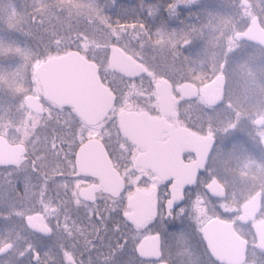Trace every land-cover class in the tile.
<instances>
[{"label": "flooded vegetation", "instance_id": "1", "mask_svg": "<svg viewBox=\"0 0 264 264\" xmlns=\"http://www.w3.org/2000/svg\"><path fill=\"white\" fill-rule=\"evenodd\" d=\"M173 1L126 2L149 47L109 43L105 62L78 50L112 96L98 120L55 103L40 85L38 64L70 48L37 61L34 77L21 66L31 57L20 58L18 87L0 80V264H264V46L235 37L253 17L264 30V0L245 27L226 25L207 45L198 40L199 10ZM159 30L171 32L170 49L152 44ZM110 45L143 71L112 69ZM236 74L240 82L227 87ZM217 78L219 92L207 88ZM69 125L76 143L61 145ZM58 152L71 153L70 165ZM170 211L184 213L172 233L160 223Z\"/></svg>", "mask_w": 264, "mask_h": 264}, {"label": "rangeland", "instance_id": "2", "mask_svg": "<svg viewBox=\"0 0 264 264\" xmlns=\"http://www.w3.org/2000/svg\"><path fill=\"white\" fill-rule=\"evenodd\" d=\"M130 1L0 0V80L6 82L8 88L18 87L17 76L19 79L22 74L18 72L21 64L17 61L23 56L31 57L28 64L21 66H29L34 77L35 63L52 52L72 48L93 59L103 54L102 61L105 62L109 43H118L130 50L131 46L149 47L142 21L135 22L139 26L130 24L129 13L122 10ZM247 1L250 9L242 6L239 0H192L189 3L174 0L171 8L188 5L199 10L205 21L199 28L198 40L204 44L226 29V25L233 33L245 27L251 16L258 15V0ZM243 15L247 18H242ZM210 29L211 32L207 33ZM168 33L171 32L157 31L152 44L170 49L172 44ZM137 41L146 43L141 46L135 44ZM240 64L247 66L244 62ZM24 76L27 79L26 73ZM240 80L241 77L234 75L227 87L236 86Z\"/></svg>", "mask_w": 264, "mask_h": 264}, {"label": "water", "instance_id": "3", "mask_svg": "<svg viewBox=\"0 0 264 264\" xmlns=\"http://www.w3.org/2000/svg\"><path fill=\"white\" fill-rule=\"evenodd\" d=\"M240 3L248 6L246 0H241ZM235 37H243L264 46V30L259 27L254 17L250 19L247 28L241 33H236ZM109 50V65L112 69L126 76H133L143 71V67L119 47L110 45ZM36 74L47 97L58 104H71L75 112L84 117L87 122L101 118L111 104V93L100 81L96 65L75 49L46 58L36 67ZM214 84L219 92L222 86L219 78L207 88L211 85L213 87ZM158 91L162 95L160 86ZM121 128L124 132L131 134L123 127ZM142 128L150 129L135 127L137 130ZM150 164L159 173L158 165L153 161H150ZM258 243L264 247V223L258 225Z\"/></svg>", "mask_w": 264, "mask_h": 264}, {"label": "snow or ice", "instance_id": "4", "mask_svg": "<svg viewBox=\"0 0 264 264\" xmlns=\"http://www.w3.org/2000/svg\"><path fill=\"white\" fill-rule=\"evenodd\" d=\"M119 18L117 17V20ZM123 23V22H121ZM135 23V22H133ZM153 59V63H156V60H155V57L153 56L152 57ZM133 80H135V78H133ZM140 80L141 82L143 83V77L141 76L140 77ZM127 82H125V86H126ZM81 139H83V131L81 132ZM76 136H75V133L72 131L71 129V125L68 126V130L65 131L63 134H62V137L59 141V143L61 145H64V144H75L76 143ZM56 137L55 135L53 136V140H52V149L55 151L56 150ZM58 155H62V158H64L66 161L69 162V165H70V160H71V153L70 152H58L57 153ZM33 171H36V166H35V162H33V168H32ZM59 175L63 176L65 175V173L63 171H61L59 173ZM72 175L75 177L76 174L75 173H72ZM14 191L16 193H19L20 189L19 188H14ZM183 203V202H181ZM177 206L176 205H173V208H176ZM184 213L183 212H180L178 215L177 213L175 212H172L170 211L169 212V216L168 217H163L161 220H160V223L163 224V229L165 232H168V233H172V232H176L179 230L180 226H181V223L182 221L179 219V216H183ZM157 223V218L156 217H153L150 221H149V224L145 226V228L147 229L149 226L151 227H155ZM123 226L127 229H129V231L132 230V226H131V222L130 221H123L122 222ZM156 235L159 236L160 235V231L159 230H156ZM122 243H127V237L125 236L123 238V240L121 241Z\"/></svg>", "mask_w": 264, "mask_h": 264}, {"label": "trees", "instance_id": "5", "mask_svg": "<svg viewBox=\"0 0 264 264\" xmlns=\"http://www.w3.org/2000/svg\"><path fill=\"white\" fill-rule=\"evenodd\" d=\"M122 10L127 12V8H125V5H123Z\"/></svg>", "mask_w": 264, "mask_h": 264}]
</instances>
